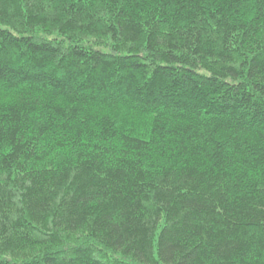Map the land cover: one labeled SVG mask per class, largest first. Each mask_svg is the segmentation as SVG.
<instances>
[{"label": "trees", "instance_id": "obj_1", "mask_svg": "<svg viewBox=\"0 0 264 264\" xmlns=\"http://www.w3.org/2000/svg\"><path fill=\"white\" fill-rule=\"evenodd\" d=\"M0 264H264V0H0Z\"/></svg>", "mask_w": 264, "mask_h": 264}]
</instances>
